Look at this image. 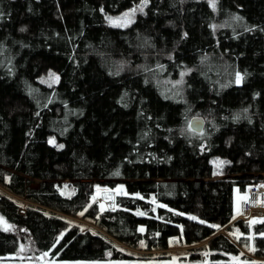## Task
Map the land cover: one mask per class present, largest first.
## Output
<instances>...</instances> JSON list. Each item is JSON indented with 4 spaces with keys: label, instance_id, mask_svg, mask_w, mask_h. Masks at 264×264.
<instances>
[{
    "label": "trees",
    "instance_id": "1",
    "mask_svg": "<svg viewBox=\"0 0 264 264\" xmlns=\"http://www.w3.org/2000/svg\"><path fill=\"white\" fill-rule=\"evenodd\" d=\"M142 1L0 0V257L123 261L177 239L227 264L246 239L226 227L264 258V219L233 214L264 182V0H147L108 24ZM119 185L113 211L89 207ZM83 212L98 230L69 222Z\"/></svg>",
    "mask_w": 264,
    "mask_h": 264
},
{
    "label": "rangeland",
    "instance_id": "2",
    "mask_svg": "<svg viewBox=\"0 0 264 264\" xmlns=\"http://www.w3.org/2000/svg\"><path fill=\"white\" fill-rule=\"evenodd\" d=\"M145 5V2L142 1L138 6H135L133 9L127 10L125 12H122L118 15L114 16H108L107 22L110 26L114 28H120L124 29L127 25L131 24L134 20L135 16L142 12L143 7ZM57 80L56 75L52 73H48L45 78H42V81L48 83V84H54ZM219 167V165H217ZM218 174L215 178H218ZM37 183V180L34 181L33 186H35ZM0 190H3L0 187ZM112 193L114 195V201L116 196L118 195H124L125 191L123 190V187L121 185L117 186L115 189H104L99 188L94 193V195L91 197V203L90 206L96 205L98 212L103 211H113L115 209V204L112 208H102L101 207V200L100 196L101 193ZM62 193L64 194H70V190L63 188ZM242 198V195L238 194V191L236 190L233 195V214H234V220L236 219V216L239 214V203ZM27 203L23 202L21 203V206L19 208V212L23 214L25 212V205ZM85 212L79 214L76 217H68V220L71 224L79 226L81 230H98L88 219L84 218ZM244 222L248 223L249 225H252L253 220L251 217L245 218ZM243 221V220H241ZM0 228L4 231L11 230V227L8 223H6L1 217H0ZM225 228H221L218 231V234L225 235L228 237L232 242L236 243V240L239 238H245V247H240L241 254L243 257L236 256V257H230L228 259L227 264H264V258H258L253 256L252 249V239L251 235L249 236H243L242 234L238 232H227ZM264 236V235H259ZM60 239V238H59ZM206 242H203L197 246L192 247H180L178 244L177 239H171L169 240V246L168 249L164 252V254L160 251H150L146 252L143 250H134L127 248L125 246H121V250L125 251L126 254L129 256L127 260L123 261H106V262H96V261H56L54 258H52L49 253H42L38 254L34 252L33 249L29 248L26 245H22L19 247V250L16 254L8 255L4 257H0V264H211L208 261L207 256L205 253H201L202 260L201 261H190L189 257L191 254L194 253V255L198 254L199 251L197 250V247L204 245ZM46 254V255H45Z\"/></svg>",
    "mask_w": 264,
    "mask_h": 264
},
{
    "label": "built area",
    "instance_id": "3",
    "mask_svg": "<svg viewBox=\"0 0 264 264\" xmlns=\"http://www.w3.org/2000/svg\"><path fill=\"white\" fill-rule=\"evenodd\" d=\"M105 193V192H104ZM111 208L114 206V199ZM253 222H261L264 219V182L249 186L242 194L239 203V214L235 220H247L249 218Z\"/></svg>",
    "mask_w": 264,
    "mask_h": 264
},
{
    "label": "water",
    "instance_id": "4",
    "mask_svg": "<svg viewBox=\"0 0 264 264\" xmlns=\"http://www.w3.org/2000/svg\"><path fill=\"white\" fill-rule=\"evenodd\" d=\"M188 127L192 132L200 134L205 128V120L201 116H192L188 120Z\"/></svg>",
    "mask_w": 264,
    "mask_h": 264
},
{
    "label": "bare ground",
    "instance_id": "5",
    "mask_svg": "<svg viewBox=\"0 0 264 264\" xmlns=\"http://www.w3.org/2000/svg\"><path fill=\"white\" fill-rule=\"evenodd\" d=\"M114 199V195L112 193H101V207L102 208H111L112 201Z\"/></svg>",
    "mask_w": 264,
    "mask_h": 264
},
{
    "label": "snow or ice",
    "instance_id": "6",
    "mask_svg": "<svg viewBox=\"0 0 264 264\" xmlns=\"http://www.w3.org/2000/svg\"><path fill=\"white\" fill-rule=\"evenodd\" d=\"M144 2L146 3L147 0H144ZM213 8L215 7V3H213ZM242 79V77H240L239 75L237 76V82H240V80ZM46 255V254H45Z\"/></svg>",
    "mask_w": 264,
    "mask_h": 264
}]
</instances>
